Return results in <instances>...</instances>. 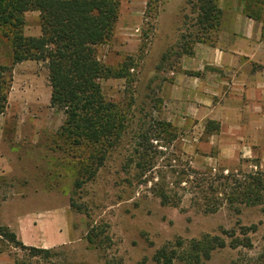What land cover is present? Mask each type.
Segmentation results:
<instances>
[{"label": "rangeland", "instance_id": "rangeland-1", "mask_svg": "<svg viewBox=\"0 0 264 264\" xmlns=\"http://www.w3.org/2000/svg\"><path fill=\"white\" fill-rule=\"evenodd\" d=\"M196 15L189 0H119L112 37L96 51L125 72L101 80L124 127L102 146V163L87 179L91 146L74 149L59 134L65 115L49 104L45 67L30 59L12 65L0 111V227L50 251L32 253L0 235V252L18 264H163L154 255L164 248L171 264H264L261 129L241 126L223 109L212 113L220 119L208 131L211 113L184 103L188 93L173 97L181 72L199 75L181 59L202 42L161 63L165 52L180 50L181 34L196 29ZM22 29L38 34L37 11L24 13ZM10 63L0 31V64ZM204 235L223 245L189 257Z\"/></svg>", "mask_w": 264, "mask_h": 264}, {"label": "trees", "instance_id": "trees-1", "mask_svg": "<svg viewBox=\"0 0 264 264\" xmlns=\"http://www.w3.org/2000/svg\"><path fill=\"white\" fill-rule=\"evenodd\" d=\"M189 2L196 9L192 23L196 29L181 34L180 50L165 52L161 63L172 53L190 54L196 42L214 44L221 21L217 0ZM118 8L119 0H0V31L8 37L11 47V63L0 64V111L7 100L12 65L27 59L42 63L47 71L49 104L61 109L65 115L59 134L74 149L82 143L91 146L93 155L91 162L84 166L85 179L90 178L102 163L105 150L102 146L113 143L124 127L123 115L101 91V80L110 75L122 76L125 72L122 68L114 71L105 65L96 51L97 46L111 39ZM32 10L38 13L39 32L25 35L22 29L24 13ZM217 127V122L207 120L205 128L208 131ZM143 140L146 138L142 137L138 143ZM81 183L82 180L77 179L74 185ZM158 195L164 202L163 193ZM96 228L92 226L90 231ZM0 235L32 253L48 254L50 251L25 246L7 227H0ZM88 237H91L90 233ZM216 245H223V240L204 235L193 241L194 252L189 257L198 259L199 252L207 256ZM154 259L171 264V256L164 248L155 253ZM14 264L18 262L14 261Z\"/></svg>", "mask_w": 264, "mask_h": 264}, {"label": "crops", "instance_id": "crops-1", "mask_svg": "<svg viewBox=\"0 0 264 264\" xmlns=\"http://www.w3.org/2000/svg\"><path fill=\"white\" fill-rule=\"evenodd\" d=\"M217 4L221 21L214 44L197 43L193 54L181 59L183 69L199 75L181 72L170 91L176 98L188 93L184 103L206 109L209 120H219L212 113L225 109L241 126H258L264 142V0H217ZM0 264L14 260L0 252Z\"/></svg>", "mask_w": 264, "mask_h": 264}]
</instances>
